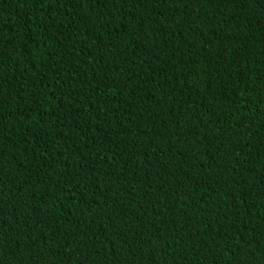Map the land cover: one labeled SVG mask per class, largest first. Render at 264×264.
<instances>
[{
  "label": "trees",
  "instance_id": "obj_1",
  "mask_svg": "<svg viewBox=\"0 0 264 264\" xmlns=\"http://www.w3.org/2000/svg\"><path fill=\"white\" fill-rule=\"evenodd\" d=\"M0 264H264V0H0Z\"/></svg>",
  "mask_w": 264,
  "mask_h": 264
}]
</instances>
